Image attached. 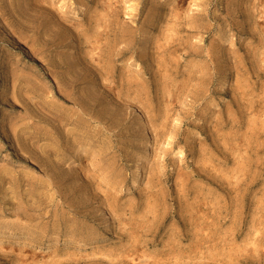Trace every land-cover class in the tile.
Segmentation results:
<instances>
[{
  "label": "rangeland",
  "instance_id": "1",
  "mask_svg": "<svg viewBox=\"0 0 264 264\" xmlns=\"http://www.w3.org/2000/svg\"><path fill=\"white\" fill-rule=\"evenodd\" d=\"M0 264H264V0H0Z\"/></svg>",
  "mask_w": 264,
  "mask_h": 264
},
{
  "label": "bare ground",
  "instance_id": "2",
  "mask_svg": "<svg viewBox=\"0 0 264 264\" xmlns=\"http://www.w3.org/2000/svg\"><path fill=\"white\" fill-rule=\"evenodd\" d=\"M15 99V98H14ZM142 165L139 164L133 169L132 177L130 180L131 188H138L142 180ZM178 246V245H177Z\"/></svg>",
  "mask_w": 264,
  "mask_h": 264
}]
</instances>
